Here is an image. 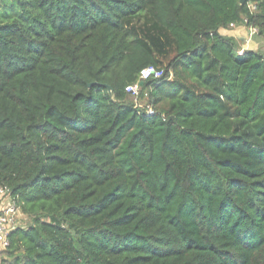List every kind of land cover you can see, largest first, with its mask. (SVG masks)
Returning <instances> with one entry per match:
<instances>
[{"label": "trees", "instance_id": "trees-1", "mask_svg": "<svg viewBox=\"0 0 264 264\" xmlns=\"http://www.w3.org/2000/svg\"><path fill=\"white\" fill-rule=\"evenodd\" d=\"M240 22L264 36V0H0V185L27 218L0 264H264V55L220 33Z\"/></svg>", "mask_w": 264, "mask_h": 264}, {"label": "rangeland", "instance_id": "rangeland-1", "mask_svg": "<svg viewBox=\"0 0 264 264\" xmlns=\"http://www.w3.org/2000/svg\"><path fill=\"white\" fill-rule=\"evenodd\" d=\"M250 6L252 7V3H250ZM220 33L223 35H230L236 41L238 51L253 50L264 55V36H260L257 34L256 30H252L246 24L240 22L235 25H230L226 28V30L221 29ZM157 38L158 42L163 44L157 52V57L161 60L160 66L165 67L164 63L166 62L167 57L171 55V42L164 34L158 35ZM129 94V99L133 101L137 107H146V91L141 92L138 90L135 94ZM18 221L20 224H25L27 222V218L21 215L19 216Z\"/></svg>", "mask_w": 264, "mask_h": 264}, {"label": "built area", "instance_id": "built-area-1", "mask_svg": "<svg viewBox=\"0 0 264 264\" xmlns=\"http://www.w3.org/2000/svg\"><path fill=\"white\" fill-rule=\"evenodd\" d=\"M249 7L254 9V4L251 7L249 3ZM251 29L256 30L255 28ZM162 72L163 68L154 65L146 66L140 71L137 80L126 87V91L131 94L137 93L144 79L159 77ZM152 112L148 108V113ZM19 216L20 207L11 195L9 187L7 185H0V251L8 245V234L12 229L17 227Z\"/></svg>", "mask_w": 264, "mask_h": 264}, {"label": "water", "instance_id": "water-1", "mask_svg": "<svg viewBox=\"0 0 264 264\" xmlns=\"http://www.w3.org/2000/svg\"><path fill=\"white\" fill-rule=\"evenodd\" d=\"M245 0H239L240 3L244 2ZM107 89H108V92H109V95L111 96L112 95V89L110 86L106 85Z\"/></svg>", "mask_w": 264, "mask_h": 264}, {"label": "crops", "instance_id": "crops-1", "mask_svg": "<svg viewBox=\"0 0 264 264\" xmlns=\"http://www.w3.org/2000/svg\"><path fill=\"white\" fill-rule=\"evenodd\" d=\"M225 30H226V28H225Z\"/></svg>", "mask_w": 264, "mask_h": 264}]
</instances>
